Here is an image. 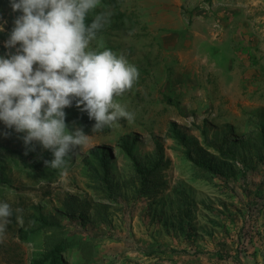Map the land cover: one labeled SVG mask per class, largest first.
Wrapping results in <instances>:
<instances>
[{"label":"rangeland","instance_id":"rangeland-1","mask_svg":"<svg viewBox=\"0 0 264 264\" xmlns=\"http://www.w3.org/2000/svg\"><path fill=\"white\" fill-rule=\"evenodd\" d=\"M100 12L92 47L139 69L117 98L135 118L92 132L74 101L66 123L91 139L63 175L26 169L53 154L0 122L13 186L0 191L13 209L0 264H37L58 243L59 264H264V0H101ZM18 15L0 0V56Z\"/></svg>","mask_w":264,"mask_h":264},{"label":"clouds","instance_id":"clouds-1","mask_svg":"<svg viewBox=\"0 0 264 264\" xmlns=\"http://www.w3.org/2000/svg\"><path fill=\"white\" fill-rule=\"evenodd\" d=\"M10 3L12 11L20 15L4 42L9 51L0 56V122L7 129L24 133L22 139L26 147L31 146L29 150H35L36 142L51 151L53 159L44 163L63 175L69 154L91 139L83 127H69L65 109L75 101V106L95 121L92 132L112 127L121 119L133 121L135 114L117 98L133 88L139 69L125 55L103 44L92 47L97 34L109 23L106 12L87 22L101 0ZM12 215L11 205L0 202V238Z\"/></svg>","mask_w":264,"mask_h":264},{"label":"trees","instance_id":"trees-1","mask_svg":"<svg viewBox=\"0 0 264 264\" xmlns=\"http://www.w3.org/2000/svg\"><path fill=\"white\" fill-rule=\"evenodd\" d=\"M95 12H96V10L94 12H92V13H89L88 18H87V22L88 23H90L92 21V19L94 18ZM12 130L14 131V129H9V131H12ZM1 154L2 153L0 152V158L2 157ZM194 162H195V160H194ZM195 163H196V165L200 166L199 162H195ZM23 165H24V167L26 169L29 168V170L35 171V170L41 169L42 166L45 165V163L44 162H40V163H26V162H23ZM138 172L142 173L141 170H138ZM153 172L154 171L152 170V173ZM0 183H2L3 185H8V186H6L4 188H0V191L4 190V189H7V188L13 189L12 184L9 185L8 183H6V181L4 180V176L1 177V172H0ZM64 248L65 247L63 246V243L55 244L54 247L50 250V252L41 261H39L37 264H45V262L48 261V260L51 262L50 264H59V263H61L60 257H61V254H62V251L64 250Z\"/></svg>","mask_w":264,"mask_h":264}]
</instances>
